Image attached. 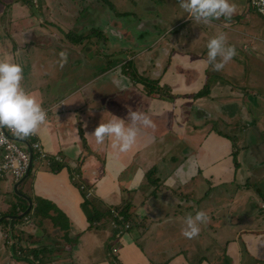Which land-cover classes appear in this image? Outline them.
I'll list each match as a JSON object with an SVG mask.
<instances>
[{
    "label": "crops",
    "instance_id": "0c3cea01",
    "mask_svg": "<svg viewBox=\"0 0 264 264\" xmlns=\"http://www.w3.org/2000/svg\"><path fill=\"white\" fill-rule=\"evenodd\" d=\"M138 1L112 2L119 11L104 32L128 42L101 50L91 45L101 30L84 31L78 0H0V58L22 64V85L42 101L35 138L51 159H33L19 193L10 173L0 176V264H264V94L254 76L264 70V22L249 0H232L230 17L208 23L180 0H156L145 5L155 16L139 17L129 8ZM132 15L158 22L157 39L133 34ZM218 32L236 55L217 71L202 60ZM129 109L154 124L139 146L97 144L94 128ZM30 201L27 216L10 218ZM114 209L132 223L119 235ZM196 210L208 220L187 238L184 218Z\"/></svg>",
    "mask_w": 264,
    "mask_h": 264
},
{
    "label": "clouds",
    "instance_id": "9594fccd",
    "mask_svg": "<svg viewBox=\"0 0 264 264\" xmlns=\"http://www.w3.org/2000/svg\"><path fill=\"white\" fill-rule=\"evenodd\" d=\"M180 7L193 21L208 23L220 17H230L235 11L232 0H180ZM206 58L202 63L220 70L224 63L236 55L235 47L228 44L223 32L210 37L206 44ZM60 64L67 60V54L59 53ZM219 57V59H217ZM123 77H114L113 84L123 89ZM22 64L4 57L0 58V127H7L18 136L27 137L37 132L45 122L47 112L42 101L25 89ZM154 127L150 116L142 111L129 109L127 119L112 115V118L99 123L91 133L97 144L106 139L116 152H128L139 146L142 128ZM208 220L204 210H196L184 218L182 234L187 238L196 236L200 226Z\"/></svg>",
    "mask_w": 264,
    "mask_h": 264
},
{
    "label": "rangeland",
    "instance_id": "374dc122",
    "mask_svg": "<svg viewBox=\"0 0 264 264\" xmlns=\"http://www.w3.org/2000/svg\"><path fill=\"white\" fill-rule=\"evenodd\" d=\"M76 1V0H74ZM156 0H140V2L138 1L135 5H130L129 8L132 12H134V14H138L139 17H146V16H149V17H152V16H155V7L151 8V9H147L145 5L148 6H151V5H154ZM78 2L80 3L79 7H84L85 9L83 10L84 12H81L80 13H84L86 14L87 16L85 17L86 19L84 20L83 22V28H84V31H89V27H92L94 26L95 29L91 30L88 32V34H92L93 32H97L99 30H101V34H99L98 36H95V39H94V43H91L92 44H96L98 48H100L101 50H105L107 48H111L114 46V44H116V46L118 47H121L122 46V43L124 42H128L127 38H125V40H121L120 37H115L112 33V30H110L109 32H104L106 27H103V26H106L105 24L107 22L108 25H112V18H115V16H117V13L119 10H116L112 8L111 4L112 2L114 3L115 0H78ZM168 6L171 7L172 4H169L168 3ZM80 7V8H81ZM79 8V9H80ZM149 8V7H148ZM102 9H105L107 11V17L108 18H105L102 14V16L107 19L105 22L104 20H97L99 15H100V12H102ZM253 7L252 11H255V16H257L261 22L263 23L264 20L260 17V15L256 12L257 10ZM80 17H82L80 15ZM95 20H93L94 18ZM130 20L128 19L127 21H129L128 23H130L131 26H133V34H135L137 37L140 38V40H144V42L146 43H152L154 40L157 39V36H155V34H157L156 30H155V27L158 28H163L161 26H159V23H146V22H143L141 21L142 23H138V22H135L136 20V16L135 15H132L130 16ZM132 17H134L132 19ZM93 21V22H92ZM99 22H100V25H99ZM104 24V25H103ZM140 26V27H139ZM141 26H144L145 28L141 27ZM159 26V27H158ZM153 27V29H152ZM149 28L151 30H149ZM161 34L164 33L165 31L162 30V31H159ZM107 33V34H106ZM89 45V44H88ZM86 45V46H88ZM263 62V61H261ZM261 67H262V64H261ZM255 73V78H258L260 81H261V86H262V94H264V70L261 69L260 71L259 70H255L254 71ZM262 155H264V149L263 151L261 152ZM35 264H40L38 263V261L34 262Z\"/></svg>",
    "mask_w": 264,
    "mask_h": 264
},
{
    "label": "built area",
    "instance_id": "2783aa9c",
    "mask_svg": "<svg viewBox=\"0 0 264 264\" xmlns=\"http://www.w3.org/2000/svg\"><path fill=\"white\" fill-rule=\"evenodd\" d=\"M250 5L254 7L257 12L264 18V0H249ZM12 136L16 137L13 130L7 127H0V150L3 151L2 158L0 160V176L6 173H10L15 181L20 180L26 173L29 163L30 156L28 153V148L23 145V143L12 139ZM18 136V135H17ZM31 136L32 142L30 146L33 151V159H38L42 161H47L48 163L51 159L48 153L43 148L42 143L36 140L35 133L29 135ZM20 138H26L23 136H18ZM81 189L86 191L87 197L93 194L94 188L86 184L80 185ZM264 210V203L261 204ZM112 224L118 230L117 235L121 234L124 230L131 228L132 223L124 218V215L119 210H113V221Z\"/></svg>",
    "mask_w": 264,
    "mask_h": 264
},
{
    "label": "water",
    "instance_id": "95a60500",
    "mask_svg": "<svg viewBox=\"0 0 264 264\" xmlns=\"http://www.w3.org/2000/svg\"><path fill=\"white\" fill-rule=\"evenodd\" d=\"M11 137H12V139H14V140H16V141H19L17 137L12 136V135H11ZM19 142H20V141H19ZM28 153H29V156H30L29 167H28V169H27L25 175H24L20 180L16 181L15 184H14V188H15V190H16L17 192H18V186H19V185H20V184H21V183H22V182L28 177V174H29V172H30V169H31V167H32V165H33V151H32V148H31L30 144H29V147H28ZM18 193H19V192H18ZM22 196H24L25 198H27L28 200H30V197H29V196L24 195V194H22ZM31 205H32V203H31V201H30V206H29L24 212H22V213H20V214H17V215H14L13 218H12L11 215H10V218H11V219H20V218H23V217L27 216L28 212H29L30 209H31Z\"/></svg>",
    "mask_w": 264,
    "mask_h": 264
},
{
    "label": "trees",
    "instance_id": "16d2710c",
    "mask_svg": "<svg viewBox=\"0 0 264 264\" xmlns=\"http://www.w3.org/2000/svg\"><path fill=\"white\" fill-rule=\"evenodd\" d=\"M102 32V31H101ZM68 35H69V33H68ZM71 36H73L72 38H75L76 40L77 39H79V41H82L83 39H84V37H82V35H71ZM51 166H54V165H51ZM123 215H124V218L126 219V220H129V215L127 214V210H122V211H120ZM96 218V215L94 214V215H91V216H89V219L91 220V221H94V219Z\"/></svg>",
    "mask_w": 264,
    "mask_h": 264
}]
</instances>
